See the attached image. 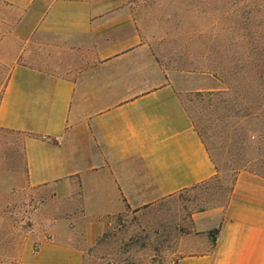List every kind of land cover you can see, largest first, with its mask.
Wrapping results in <instances>:
<instances>
[{
    "label": "crops",
    "instance_id": "obj_1",
    "mask_svg": "<svg viewBox=\"0 0 264 264\" xmlns=\"http://www.w3.org/2000/svg\"><path fill=\"white\" fill-rule=\"evenodd\" d=\"M2 1L19 12L20 60L0 127L25 135L27 184L51 205L34 209L15 253L0 232V264H92L109 217L200 185L217 167L130 3ZM197 221L205 244L177 264H264V175L239 171L227 204Z\"/></svg>",
    "mask_w": 264,
    "mask_h": 264
},
{
    "label": "rangeland",
    "instance_id": "obj_2",
    "mask_svg": "<svg viewBox=\"0 0 264 264\" xmlns=\"http://www.w3.org/2000/svg\"><path fill=\"white\" fill-rule=\"evenodd\" d=\"M111 1L130 3L218 172L152 205L109 217L92 264H177L203 248L206 235L197 216L227 204L237 173L264 174V0ZM2 2L0 40L7 39L0 45V96L11 65L20 60L14 32L19 12ZM24 140L23 133L0 127V232L3 247L14 253L33 224L34 209L51 205L49 193L27 184Z\"/></svg>",
    "mask_w": 264,
    "mask_h": 264
},
{
    "label": "trees",
    "instance_id": "obj_3",
    "mask_svg": "<svg viewBox=\"0 0 264 264\" xmlns=\"http://www.w3.org/2000/svg\"><path fill=\"white\" fill-rule=\"evenodd\" d=\"M259 173V172H258ZM264 175V174H263ZM219 232V229L218 228H215L214 230H212L211 231V233H215V234H217ZM212 235V237H213V241H215V236L213 235V234H211Z\"/></svg>",
    "mask_w": 264,
    "mask_h": 264
}]
</instances>
